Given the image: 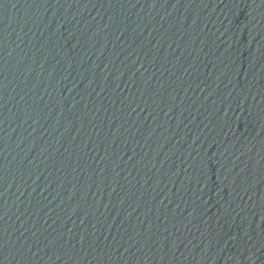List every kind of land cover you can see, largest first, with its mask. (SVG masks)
Wrapping results in <instances>:
<instances>
[{
	"label": "water",
	"instance_id": "obj_1",
	"mask_svg": "<svg viewBox=\"0 0 264 264\" xmlns=\"http://www.w3.org/2000/svg\"><path fill=\"white\" fill-rule=\"evenodd\" d=\"M0 264H264V0H0Z\"/></svg>",
	"mask_w": 264,
	"mask_h": 264
}]
</instances>
